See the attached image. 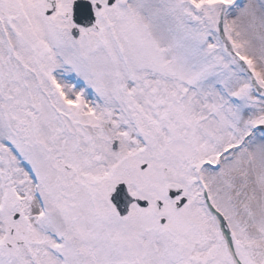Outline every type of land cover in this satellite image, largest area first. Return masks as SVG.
I'll list each match as a JSON object with an SVG mask.
<instances>
[{
    "label": "snow or ice",
    "instance_id": "6c2138e0",
    "mask_svg": "<svg viewBox=\"0 0 264 264\" xmlns=\"http://www.w3.org/2000/svg\"><path fill=\"white\" fill-rule=\"evenodd\" d=\"M0 264H264V0H0Z\"/></svg>",
    "mask_w": 264,
    "mask_h": 264
}]
</instances>
